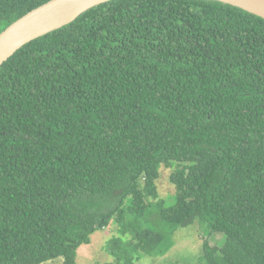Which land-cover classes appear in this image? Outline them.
<instances>
[{
    "label": "trees",
    "instance_id": "1",
    "mask_svg": "<svg viewBox=\"0 0 264 264\" xmlns=\"http://www.w3.org/2000/svg\"><path fill=\"white\" fill-rule=\"evenodd\" d=\"M49 1L0 0V34ZM112 222L122 264L195 223L226 238L204 240L205 264H264V19L112 0L0 67V264H77Z\"/></svg>",
    "mask_w": 264,
    "mask_h": 264
},
{
    "label": "rangeland",
    "instance_id": "2",
    "mask_svg": "<svg viewBox=\"0 0 264 264\" xmlns=\"http://www.w3.org/2000/svg\"><path fill=\"white\" fill-rule=\"evenodd\" d=\"M175 167L162 166L160 177L156 181L159 198L165 207L174 203L176 187L171 183ZM155 212V211H154ZM156 221V220H154ZM161 225L158 227L160 228ZM119 225L112 222L105 230L97 231L91 236L90 244L82 245L77 251V264H122L107 249L108 243L119 235ZM207 239L212 246L221 247L225 243L222 233H210V228L195 223L178 228L172 235L173 247L162 256L136 257L133 264H205L203 242ZM139 256V255H138ZM44 264H63V258H57Z\"/></svg>",
    "mask_w": 264,
    "mask_h": 264
},
{
    "label": "water",
    "instance_id": "3",
    "mask_svg": "<svg viewBox=\"0 0 264 264\" xmlns=\"http://www.w3.org/2000/svg\"><path fill=\"white\" fill-rule=\"evenodd\" d=\"M112 0H51L27 13L0 34V67L32 41L74 22L90 9ZM264 19V0H215Z\"/></svg>",
    "mask_w": 264,
    "mask_h": 264
}]
</instances>
